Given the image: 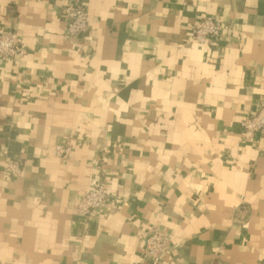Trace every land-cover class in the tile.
<instances>
[{"label":"crops","instance_id":"1","mask_svg":"<svg viewBox=\"0 0 264 264\" xmlns=\"http://www.w3.org/2000/svg\"><path fill=\"white\" fill-rule=\"evenodd\" d=\"M82 1L71 38L74 0H0L26 51L0 61V264H264V138L240 130L264 103V0ZM203 16L215 45L187 42Z\"/></svg>","mask_w":264,"mask_h":264},{"label":"built area","instance_id":"2","mask_svg":"<svg viewBox=\"0 0 264 264\" xmlns=\"http://www.w3.org/2000/svg\"><path fill=\"white\" fill-rule=\"evenodd\" d=\"M67 16V34L76 38L88 31L89 13L82 0H74V4L65 9ZM223 32L222 23L212 16H203L190 28L188 43L215 45ZM24 42L21 35L15 31L0 33V61L13 62L25 55ZM240 130L244 135H259L264 138V103H261L258 110L241 121ZM54 154L59 158L71 159L73 145L71 139L54 147ZM21 161H9L6 171L12 176H19L22 169ZM109 185L101 178L96 187L85 192L77 205L78 213L86 220L95 217L96 213L102 210L108 201ZM171 243V236L161 231L150 232L144 254L148 260L158 262L160 255L168 250Z\"/></svg>","mask_w":264,"mask_h":264}]
</instances>
